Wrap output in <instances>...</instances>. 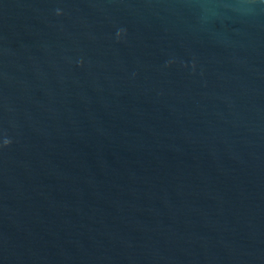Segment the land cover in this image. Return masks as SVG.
I'll return each mask as SVG.
<instances>
[{"label": "water", "instance_id": "1", "mask_svg": "<svg viewBox=\"0 0 264 264\" xmlns=\"http://www.w3.org/2000/svg\"><path fill=\"white\" fill-rule=\"evenodd\" d=\"M0 264H264V0H0Z\"/></svg>", "mask_w": 264, "mask_h": 264}]
</instances>
